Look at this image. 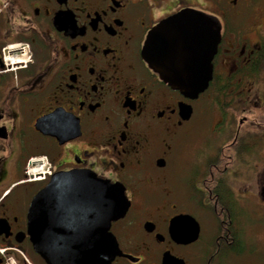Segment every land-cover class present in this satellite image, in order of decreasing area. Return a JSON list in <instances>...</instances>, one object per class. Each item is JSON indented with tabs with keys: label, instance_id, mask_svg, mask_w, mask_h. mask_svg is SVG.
I'll return each instance as SVG.
<instances>
[{
	"label": "flooded vegetation",
	"instance_id": "obj_1",
	"mask_svg": "<svg viewBox=\"0 0 264 264\" xmlns=\"http://www.w3.org/2000/svg\"><path fill=\"white\" fill-rule=\"evenodd\" d=\"M173 16L195 49L204 26L219 27L195 99L149 63L165 45L155 29ZM253 82L264 86V0H0V264H46L30 204L72 173L123 188L111 264H264V98L250 101ZM206 112L217 144L189 143ZM79 195L53 206L99 237L97 200Z\"/></svg>",
	"mask_w": 264,
	"mask_h": 264
},
{
	"label": "water",
	"instance_id": "obj_2",
	"mask_svg": "<svg viewBox=\"0 0 264 264\" xmlns=\"http://www.w3.org/2000/svg\"><path fill=\"white\" fill-rule=\"evenodd\" d=\"M215 27L216 31L210 24L203 27L206 30L201 33V46L196 49L185 39L187 29L176 16L164 21L153 33L165 40V45L160 46L157 52L156 60L159 61L155 60L156 65L153 61L149 63L164 82L187 98H197L208 87L212 73L210 58L217 50L219 39V27ZM189 114L188 106L182 114L183 118L187 120ZM47 186L30 204L28 213V234L33 250L46 264H111L119 255V250L115 237L109 231L110 224L123 217L128 207L123 188L92 175L76 173L53 178ZM84 192L87 199H91L90 194L96 198L100 208L101 225L105 226V231L99 237L78 230L75 217L70 218L67 213H62L64 207L58 204L53 206V200L56 203L79 200V194ZM52 196H55L53 200ZM42 199L49 201L44 213L40 214L36 205ZM54 211H60V214ZM42 217L45 222L38 226Z\"/></svg>",
	"mask_w": 264,
	"mask_h": 264
},
{
	"label": "rangeland",
	"instance_id": "obj_3",
	"mask_svg": "<svg viewBox=\"0 0 264 264\" xmlns=\"http://www.w3.org/2000/svg\"><path fill=\"white\" fill-rule=\"evenodd\" d=\"M197 3L200 4V1H198ZM246 87V89L248 90L247 95L249 96L250 101H252V98L254 99L256 97L264 98V86L253 82L252 85H248ZM247 115L249 118L258 116L255 110H253L250 115ZM213 121H216L215 117L213 118ZM211 126V114H209L208 112L202 114L198 113L195 119L190 122L187 127V130H191V136L189 137L188 142L190 143L194 139L193 141L197 142L200 146L204 141H206V143L210 145L217 144L218 137L211 131Z\"/></svg>",
	"mask_w": 264,
	"mask_h": 264
}]
</instances>
